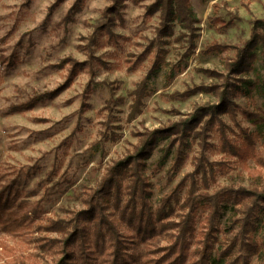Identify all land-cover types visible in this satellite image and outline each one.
Listing matches in <instances>:
<instances>
[{
	"label": "rangeland",
	"instance_id": "1",
	"mask_svg": "<svg viewBox=\"0 0 264 264\" xmlns=\"http://www.w3.org/2000/svg\"><path fill=\"white\" fill-rule=\"evenodd\" d=\"M151 2L124 1L114 16L110 34L106 30L94 34L90 61L86 43L110 0H0V186L15 180L18 198L28 200V208L36 204L41 208L40 215L21 229L0 230V263L21 254L32 264H54L64 247L60 243L48 244V238L58 234L41 229L38 223L48 218H68L71 211L84 208V195L95 187L107 165L132 149L138 141L137 134L166 126L196 105L213 102L216 98L211 93L198 92L182 99H173L171 94L195 85L220 83L221 79L209 77L202 70L224 72L223 62L233 56L234 49L203 55V48L212 41L242 43L249 37L250 20L264 18V0H190L197 18L192 48L186 36L177 39L184 32L178 25L173 28V36L156 42L157 13H146ZM214 2L220 3L216 14L232 21L228 27H220L210 19ZM66 58L89 63L51 99L27 110H12L13 105L35 94L60 86L68 77V65L60 64ZM258 71L263 74L260 64ZM145 75H149L147 95L140 112L128 119L132 91ZM232 99L254 108L242 95ZM221 118L228 137L237 143L242 138L240 128L257 131L256 149L264 155V122L253 124L239 111L235 123L226 114ZM197 149L191 143L187 157L168 184L167 178L173 172L170 158L152 173V162L161 153L153 151L145 168L151 182L152 207L193 170ZM206 154L210 161L224 163L217 173V183L259 182L250 176L245 164L220 150L216 125L210 129ZM247 164L253 167L251 160ZM55 183L54 192L59 186L61 190L44 195ZM183 197L184 188L181 200ZM177 212L180 210L176 206L173 218H177ZM110 214L125 232L116 212ZM203 216L204 213L197 221L191 248L198 246ZM226 217L219 224L221 229ZM254 238L264 255V212ZM154 243L163 246L166 241L158 237ZM226 245L224 232L220 231L212 255ZM237 254L233 249L223 259L230 260ZM247 260L249 264L259 261L257 255Z\"/></svg>",
	"mask_w": 264,
	"mask_h": 264
},
{
	"label": "trees",
	"instance_id": "2",
	"mask_svg": "<svg viewBox=\"0 0 264 264\" xmlns=\"http://www.w3.org/2000/svg\"><path fill=\"white\" fill-rule=\"evenodd\" d=\"M124 1L110 0L102 12V20L93 26L86 43L90 61L89 49L94 34L100 30L110 34L114 16ZM219 8L220 3L214 2V14L210 19L218 22L220 27H228L232 21L217 15ZM146 13H157L156 42L173 36V28L178 25L184 32L179 33L177 39L186 36L194 47L197 18L190 0H152L146 6ZM250 24L249 37L242 43L229 45L212 41L201 51L208 55L234 49L233 56L223 62L224 72L202 70L209 77L221 79L220 83L195 85L171 94L173 99H182L198 92L211 93L216 98L213 102L196 105L191 112L166 126L137 134L138 141L132 149L107 165L95 187L84 195V208L71 211L68 218H48L38 223L41 229L58 234L56 238H48V244L60 243L64 247L62 256L54 264H249L247 259L251 255H257L258 264H264V255L254 238L264 212V155L256 149L258 132L240 128L242 138L237 143L228 137L227 126L221 118L226 114L235 123L239 111L253 124L264 122V18H253ZM61 63L68 65V77L60 86L35 94L27 101L13 105L12 110H27L38 102L51 99L68 87L76 71L89 61L66 58ZM258 64L263 68V74L259 73ZM148 78L149 75H145L132 91L128 119L141 110L142 99L147 95ZM238 95L250 100L254 108L236 103L232 97ZM213 125L219 133L220 150L245 164L250 176L257 177L259 182L248 185L216 182L224 163L212 162L206 154ZM191 143L198 148L193 156V170L152 207L151 182L145 174L147 160L154 150L161 152L152 162L153 173L170 158L173 172L167 178L168 184L187 157ZM248 160L253 162V167L248 166ZM187 179L188 184H185ZM14 183L12 180L0 186V230L4 232L21 229L41 212L39 204L28 208V200L18 198ZM54 185L57 184L48 187L44 195L61 190L59 186L54 192ZM176 206L180 212L173 218ZM110 211L116 212V219L124 224L125 232L120 230ZM203 213L198 246L191 248L197 221ZM225 215L226 222L221 229L219 224ZM220 231L224 232L227 245L212 255V246ZM158 237L166 244L155 245L154 240ZM233 249L238 251L237 256L224 260L223 255ZM0 264L32 263L19 254Z\"/></svg>",
	"mask_w": 264,
	"mask_h": 264
}]
</instances>
